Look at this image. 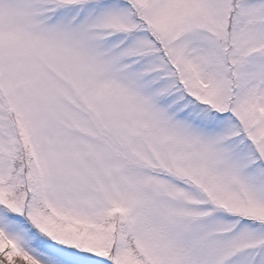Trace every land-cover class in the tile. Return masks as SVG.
Listing matches in <instances>:
<instances>
[{
  "label": "snow or ice",
  "instance_id": "obj_1",
  "mask_svg": "<svg viewBox=\"0 0 264 264\" xmlns=\"http://www.w3.org/2000/svg\"><path fill=\"white\" fill-rule=\"evenodd\" d=\"M0 264H264V0H0Z\"/></svg>",
  "mask_w": 264,
  "mask_h": 264
}]
</instances>
